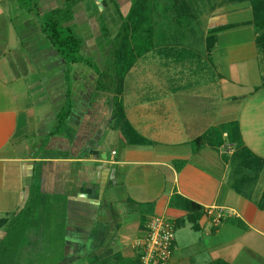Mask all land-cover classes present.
Masks as SVG:
<instances>
[{
	"label": "crops",
	"instance_id": "0c3cea01",
	"mask_svg": "<svg viewBox=\"0 0 264 264\" xmlns=\"http://www.w3.org/2000/svg\"><path fill=\"white\" fill-rule=\"evenodd\" d=\"M115 1L126 16L131 1ZM22 2L0 0V249L16 245L10 239L23 226L27 254L60 253L58 264H139L137 242L152 217L164 216L178 232L173 264H264V168L246 198L230 185L237 146L228 132L222 145L208 143L213 129L237 123L242 146L264 161V45L250 5L210 11L198 53L154 42L124 75L122 117L112 91L99 86L121 24L101 26L86 1L71 2L66 25L85 32L81 51L94 71L68 65L43 30L66 0ZM236 33L244 34L230 37ZM216 207L237 217L215 224L208 210Z\"/></svg>",
	"mask_w": 264,
	"mask_h": 264
},
{
	"label": "trees",
	"instance_id": "16d2710c",
	"mask_svg": "<svg viewBox=\"0 0 264 264\" xmlns=\"http://www.w3.org/2000/svg\"><path fill=\"white\" fill-rule=\"evenodd\" d=\"M67 5L61 10H56L46 16L43 30L48 35L49 40L58 49L60 54L64 57L68 65L86 62L90 64L89 60H86L80 55L82 41L74 36L69 27H67L69 33L66 34L63 31V25L70 23L74 16L72 10V1L66 0ZM178 3H181L180 5ZM248 3L252 9L253 19L250 24H253L258 44L264 45V0H233L230 5ZM175 8L180 21L184 13H192V6L188 0H175ZM153 4L152 0H131V8L124 18L121 16L122 23L119 28V32L114 39L111 49V66L103 73H100L99 86L101 88L111 90L115 96V107L117 108L116 115L122 116V84L123 78L126 72L131 68L136 59L141 55L149 52L154 47L153 42ZM183 11V13H182ZM181 17V18H180ZM232 26H224L212 30V33L231 28ZM104 31L107 32L106 28ZM214 39V36L209 38L210 42ZM211 45V44H210ZM213 45V44H212ZM212 45L209 47H212ZM99 71V70H98ZM68 113L62 116L60 119V125L63 124ZM124 117V116H122ZM211 131L212 140L217 137V142H213L210 138V142L214 145L220 146L224 143L222 139V132H228V142L236 144L237 149L230 159L231 175L230 185L240 195L250 198L252 190L258 182L260 174L264 168V161L252 154L250 150L242 146L239 134V126L237 123H231L221 130L216 129V136L213 137ZM209 138L207 136L198 138L195 141L197 147ZM142 140V139H141ZM144 141V140H142ZM186 162H177L176 167L180 170ZM260 207H264V191L260 201ZM189 210L193 211L199 208V206L193 202L188 203ZM109 260L99 261L94 259L90 264H109ZM213 264H227L223 261H216Z\"/></svg>",
	"mask_w": 264,
	"mask_h": 264
},
{
	"label": "rangeland",
	"instance_id": "374dc122",
	"mask_svg": "<svg viewBox=\"0 0 264 264\" xmlns=\"http://www.w3.org/2000/svg\"><path fill=\"white\" fill-rule=\"evenodd\" d=\"M23 0H21L22 2ZM31 0H26L28 2V6H30L32 3H30ZM86 1V4H89L88 8L90 7L92 11H95V16H98V21L101 26H104L106 24L105 22L110 19L108 24H121V12L119 9V6L115 0H109L110 6L108 11H101L99 6L97 5L96 0H84ZM131 1V0H130ZM191 3L192 10H194V13H184L182 18H185L184 20L180 21L179 16L177 15V12L175 8V0H152L153 4V11H152V17H153V42H157L160 44L164 43H179L181 47L189 48V50H193V52L198 53L201 50H204L205 47V41H203L204 37V27L206 25L207 21V15L210 11H213L214 9H223V7L230 6L231 2L233 0H188ZM23 3V2H22ZM113 3V4H112ZM179 5L181 3H178ZM235 5V6H234ZM233 7H236V9L245 7V5L241 4H233ZM228 10V9H227ZM183 13V11H182ZM126 16H124L125 18ZM181 18V17H180ZM246 16H240L236 18H232V21L236 20L239 21V19H245ZM105 21V22H104ZM67 25H63V31L68 34L69 31L67 30ZM70 29V32L76 36L79 39L84 40L83 36H85V32H81L79 27H75L72 25ZM256 33V30H254ZM68 32V33H67ZM105 33V31H104ZM244 33H236V35H231L230 37H236L238 39H241L240 37H243ZM246 35V33H245ZM251 48V46H247ZM247 47H243L240 50H248ZM242 50V51H243ZM206 54V52H205ZM81 56H84L86 60L90 61V64L93 65L94 71H98L99 68L95 61H93L92 58H88L85 51L80 52ZM207 55V54H206ZM111 58L109 61V65L111 66ZM264 68V67H263ZM217 133V130L215 129L212 132L213 137H215ZM226 149L228 150V145L226 146ZM259 187H264V175H262ZM253 193V190L252 192ZM28 210H26L27 213ZM37 211H34L31 209L30 211V219L35 220L36 218L35 214ZM178 232H176L177 234ZM10 241L16 242V245H3V249H0V264H49V261L51 260L50 264H58V262L63 258L62 254L57 253H35V254H27L26 252H22L21 250L25 244L28 243V236L26 231L24 230L23 226H20L16 232L14 233V236ZM2 248V247H1ZM21 248V250H20ZM198 256V255H197ZM196 256V257H197ZM51 257V258H50ZM56 257V258H55ZM55 258V259H54ZM195 258V257H193ZM197 259V258H196ZM194 264H201L200 262L193 260ZM75 264V263H71ZM77 264V263H76ZM79 264V263H78Z\"/></svg>",
	"mask_w": 264,
	"mask_h": 264
},
{
	"label": "built area",
	"instance_id": "2783aa9c",
	"mask_svg": "<svg viewBox=\"0 0 264 264\" xmlns=\"http://www.w3.org/2000/svg\"><path fill=\"white\" fill-rule=\"evenodd\" d=\"M208 215L215 224L236 218L237 214L225 208H210ZM176 227L164 216L152 217L147 225L146 236L137 242L139 264H173Z\"/></svg>",
	"mask_w": 264,
	"mask_h": 264
},
{
	"label": "water",
	"instance_id": "95a60500",
	"mask_svg": "<svg viewBox=\"0 0 264 264\" xmlns=\"http://www.w3.org/2000/svg\"><path fill=\"white\" fill-rule=\"evenodd\" d=\"M130 8H131V6H130ZM130 8H129V10H130ZM129 12V11H128Z\"/></svg>",
	"mask_w": 264,
	"mask_h": 264
}]
</instances>
